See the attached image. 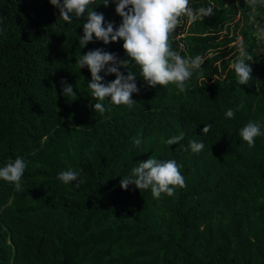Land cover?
Here are the masks:
<instances>
[{
	"label": "trees",
	"instance_id": "1",
	"mask_svg": "<svg viewBox=\"0 0 264 264\" xmlns=\"http://www.w3.org/2000/svg\"><path fill=\"white\" fill-rule=\"evenodd\" d=\"M103 2L88 11L119 26L116 5ZM210 5L211 17L182 16L170 35L181 56L203 58L204 78L194 73L183 93L152 87L130 61L140 91L129 108L93 99L90 70L77 63L97 48L127 59L122 40L82 48L87 13L69 23L50 0H0V168L26 163L21 190L0 178V264H264V5L250 22L245 0H190ZM241 37L253 58L245 85L230 67ZM62 79L75 96L63 95ZM249 121L261 125L251 147L239 134ZM193 140L205 145L199 153ZM150 157L175 160L186 186L159 198L123 189ZM69 169L79 176L65 184L58 174Z\"/></svg>",
	"mask_w": 264,
	"mask_h": 264
},
{
	"label": "clouds",
	"instance_id": "2",
	"mask_svg": "<svg viewBox=\"0 0 264 264\" xmlns=\"http://www.w3.org/2000/svg\"><path fill=\"white\" fill-rule=\"evenodd\" d=\"M50 3L59 9L60 19L71 22L72 15L77 18L85 16L86 23L83 24V36L79 43L83 47L95 40L102 41L105 45L112 42L123 41V49L127 59H120L117 54L105 51L103 48L89 50L83 54L77 63L80 68L87 67L91 73V80L88 88L91 90V97L97 101H104L109 98L114 105H126L129 108L136 103L132 96L139 93L137 76L129 68L130 61H134L141 69L143 80L149 86L160 85L165 87L169 84L176 85L179 92L187 90L188 82L193 74L203 79L201 56L183 57L173 50L170 43V35L180 23V18L186 16L188 23L211 17L214 14V6H201L193 9L190 0H104L102 3L108 7L111 3L116 5L115 12L122 18L119 26L114 21L106 23L103 13L96 10L88 11V6L93 0H50ZM246 5L251 9L249 12L250 22L255 21L257 8L264 5V0H245ZM258 34L264 36V27L257 25ZM238 56L230 65L234 69L240 85L248 84L252 78V68L248 61L253 58L247 52L243 38L238 40ZM126 69L127 74L121 71ZM106 75L114 74L115 79L104 83ZM63 95L65 97L75 96L73 85L66 80H61ZM243 108V104L237 106ZM95 112L103 115L108 109L104 104H94ZM227 118H234L233 109L225 113ZM211 129L206 124L203 133L207 134ZM240 136L248 145L254 146L255 137L261 134V125L258 121H249L241 130ZM184 133L173 136L165 141L168 145H177L184 139ZM134 143L139 146L141 140L137 138ZM191 150L199 153L205 147L203 142L190 141ZM26 163L23 158L17 157L3 168H0V178L14 184L17 191L21 190V179L24 175ZM79 172L74 170L62 171L58 179L65 184L77 180ZM121 187L125 190L129 185H135L138 189L151 188L152 195L159 198L162 193L172 196L177 187L186 186L185 179L180 171V165L175 160H158L148 158L140 161L134 167L131 175L123 177L120 181ZM79 187V185H77Z\"/></svg>",
	"mask_w": 264,
	"mask_h": 264
}]
</instances>
